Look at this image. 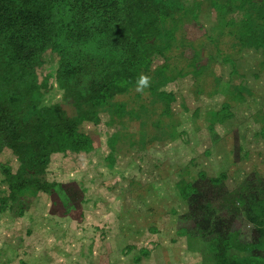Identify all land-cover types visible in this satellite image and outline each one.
I'll return each instance as SVG.
<instances>
[{"label": "rangeland", "instance_id": "rangeland-1", "mask_svg": "<svg viewBox=\"0 0 264 264\" xmlns=\"http://www.w3.org/2000/svg\"><path fill=\"white\" fill-rule=\"evenodd\" d=\"M183 1L148 86L100 109L77 106L44 53L34 96L81 148L57 138L31 178L51 193L15 199L19 162L0 151V264H264V0Z\"/></svg>", "mask_w": 264, "mask_h": 264}, {"label": "trees", "instance_id": "trees-1", "mask_svg": "<svg viewBox=\"0 0 264 264\" xmlns=\"http://www.w3.org/2000/svg\"><path fill=\"white\" fill-rule=\"evenodd\" d=\"M186 13L183 0H0V151L19 162L15 173L3 168L10 199L24 190L51 193L53 185L31 178L47 167L54 148L62 150L57 138L73 137V148H81L74 123L34 96L44 53L58 56L59 81L75 104L97 110L151 71L153 54L166 52L159 45L163 25L176 29Z\"/></svg>", "mask_w": 264, "mask_h": 264}, {"label": "clouds", "instance_id": "clouds-1", "mask_svg": "<svg viewBox=\"0 0 264 264\" xmlns=\"http://www.w3.org/2000/svg\"><path fill=\"white\" fill-rule=\"evenodd\" d=\"M137 91H142L145 87L148 86V78L146 76H141L137 82Z\"/></svg>", "mask_w": 264, "mask_h": 264}]
</instances>
